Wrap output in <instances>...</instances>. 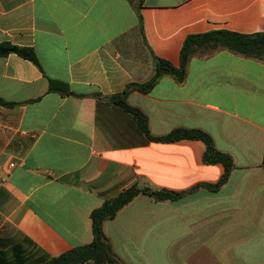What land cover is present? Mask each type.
<instances>
[{"label": "crops", "instance_id": "obj_1", "mask_svg": "<svg viewBox=\"0 0 264 264\" xmlns=\"http://www.w3.org/2000/svg\"><path fill=\"white\" fill-rule=\"evenodd\" d=\"M264 35V0H0V264H45L93 241L91 213L138 185L216 184L197 140L155 142L109 97L177 68L188 35ZM54 86V87H52ZM152 136L200 129L235 168L217 191L139 195L103 224L119 264H264V62L195 56L184 82L129 90ZM10 165H13L9 168Z\"/></svg>", "mask_w": 264, "mask_h": 264}, {"label": "trees", "instance_id": "obj_2", "mask_svg": "<svg viewBox=\"0 0 264 264\" xmlns=\"http://www.w3.org/2000/svg\"><path fill=\"white\" fill-rule=\"evenodd\" d=\"M140 1L137 0L138 5ZM221 50L229 51L244 58L264 62V35L260 33L245 35L224 30L188 35L184 39L180 50L179 67L175 68L168 61L155 58V73L150 81L143 85H129L127 90L122 94L109 97L113 104L119 106L137 122L141 131L152 141L164 143L181 140L201 141L205 146L203 154L204 164H221L224 167V174L219 181L213 185L201 184L193 189L181 192L155 191L148 187L133 185L121 192L116 198L106 200L91 213L93 241L90 244L74 248L58 257L51 258L45 264H119L112 246L103 232V224L106 221L112 220L134 198L139 195H145L156 202H174L181 199L184 195L193 192L198 187H205L214 192L226 183L230 172L235 168L233 160L230 155L215 148L212 138L206 132L200 129H175L167 135L154 137L149 132L145 115L138 109L129 106L126 102L129 90H136L141 94H147L164 76H170L178 83L184 82L188 64L193 57L210 56ZM8 54H16L34 65H38L36 56L31 49L16 47L9 43L0 44V56L4 57ZM11 105V103L0 99V106L9 107Z\"/></svg>", "mask_w": 264, "mask_h": 264}, {"label": "built area", "instance_id": "obj_3", "mask_svg": "<svg viewBox=\"0 0 264 264\" xmlns=\"http://www.w3.org/2000/svg\"><path fill=\"white\" fill-rule=\"evenodd\" d=\"M13 165H10L9 168H11Z\"/></svg>", "mask_w": 264, "mask_h": 264}]
</instances>
